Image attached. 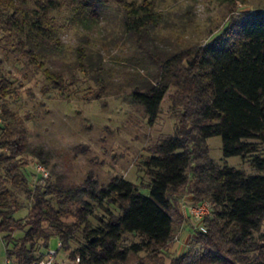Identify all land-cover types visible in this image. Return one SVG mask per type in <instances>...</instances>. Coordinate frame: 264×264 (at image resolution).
<instances>
[{
    "label": "trees",
    "instance_id": "1",
    "mask_svg": "<svg viewBox=\"0 0 264 264\" xmlns=\"http://www.w3.org/2000/svg\"><path fill=\"white\" fill-rule=\"evenodd\" d=\"M108 16L119 18L121 35L132 46L123 58L127 65L120 64L132 68L125 80L130 102L143 108L151 124L163 101H171L179 115L175 134L155 145L141 164L147 194L121 177L83 189L93 203L47 180L32 188L26 155L45 164L48 154L30 146L26 127L5 102L12 82L0 68V241L6 260H43L37 244L47 249L52 237L68 251L80 233L83 242L69 254L75 264H264V174H259L264 173V8L233 19L204 45L170 51L155 36L166 19L146 0H0L1 49L20 52L63 90V75L46 61L66 54L64 30L83 31L73 68L98 85L99 99L119 72L102 49H90V34ZM211 137H220L224 158L249 157L256 174L217 165L206 143ZM12 189L23 193L28 207ZM187 195L191 204L210 203L211 213L204 232L193 228L192 246L167 263L165 251L185 223L179 203ZM22 209L26 217L16 219ZM68 215L71 224L62 221ZM16 230L23 233L20 239L13 237Z\"/></svg>",
    "mask_w": 264,
    "mask_h": 264
},
{
    "label": "rangeland",
    "instance_id": "2",
    "mask_svg": "<svg viewBox=\"0 0 264 264\" xmlns=\"http://www.w3.org/2000/svg\"><path fill=\"white\" fill-rule=\"evenodd\" d=\"M127 1L140 3L143 0ZM146 1L152 2L156 11L166 19V23L156 30L155 36L157 45L170 51L204 45L218 37L233 19H241L244 13L264 8V0H233V3L221 0ZM116 12L112 9L110 14ZM64 16L65 13L58 23H63ZM83 34V31L72 27L64 30L62 38L67 45L66 54L46 61L48 67L63 75V90L49 84L41 70L29 63L20 52L2 50L0 45V57L3 59L0 68L12 82L11 93L5 102L26 127L30 146H42L45 154H48L45 164L32 155H26L30 186H44L47 180L50 185L61 186L82 201L93 203L82 192L83 189L89 184L98 189L112 178L121 177L138 185L140 191L147 194L145 187L148 178L141 170V164L151 155L155 145L175 134L179 115L173 109L172 102L166 99L158 116L150 124L143 108L130 102L128 95L131 88L125 86V80L132 68L127 66L124 69L120 64L127 65L123 58L132 53V46L121 35L119 18L109 17L90 34V49L93 52L102 49L108 64L115 63L114 68L119 71L113 76L114 84L104 90L99 99L95 98L100 91L98 85L88 75L73 68V50ZM206 143L209 156L217 165L233 167L248 175L256 174L250 166L249 157L222 156L220 137L208 138ZM39 164L49 173L45 179H41L37 172ZM12 191L19 203L29 206L22 192ZM190 197L187 195L179 203L183 215L188 214L185 207L192 203ZM97 214L99 217L103 215L101 210ZM26 215L27 210L22 209L14 216L23 219ZM184 219L186 225L183 230L191 233L188 226H194ZM62 221L71 224L74 218L68 215ZM89 221L92 227L97 226L95 219ZM22 235L21 231L13 232L15 239H20ZM178 236L165 251L167 263L192 246L191 237L181 247L174 246ZM82 242V235L76 233L68 251L59 249L57 237L50 239L47 249L42 247L41 241L38 242L37 249L43 255L49 250L57 251L54 264H75L69 254ZM5 249L6 246L0 241V264H6Z\"/></svg>",
    "mask_w": 264,
    "mask_h": 264
},
{
    "label": "built area",
    "instance_id": "3",
    "mask_svg": "<svg viewBox=\"0 0 264 264\" xmlns=\"http://www.w3.org/2000/svg\"><path fill=\"white\" fill-rule=\"evenodd\" d=\"M1 113V111H0ZM1 122V118H0ZM37 172L41 176V179H45L48 177L49 173L48 171L42 166L38 165L36 167ZM188 211V216L192 222V225L194 226L195 230L198 231H205L204 228V219L205 217L209 216L211 213V206L208 202H202L198 204H190L185 207ZM60 244L58 243V247ZM57 255V251H48L45 255V258L43 260L34 262L32 264H54L55 257ZM6 264H10L8 261H6Z\"/></svg>",
    "mask_w": 264,
    "mask_h": 264
},
{
    "label": "crops",
    "instance_id": "4",
    "mask_svg": "<svg viewBox=\"0 0 264 264\" xmlns=\"http://www.w3.org/2000/svg\"><path fill=\"white\" fill-rule=\"evenodd\" d=\"M191 198V197H190ZM189 198V199H190ZM187 212V211H186ZM184 217L188 220V223L187 224H192L191 223V220H190V218H189V216H188V214L186 213H184ZM185 223H186V221H185ZM183 224L182 225V228H181V230H180V232L178 233V240H177V242H175L174 243V246H177V247H181V245H183V243H184V241L188 238V237H191L192 238V236H193V227L192 228H190L189 226H188V229L190 230H192L191 231V233H186L183 229H184V227H185V225L186 224ZM186 231H187V229H186ZM177 239V238H176ZM183 253V252H182ZM181 253V254H182ZM180 255V254H179Z\"/></svg>",
    "mask_w": 264,
    "mask_h": 264
},
{
    "label": "clouds",
    "instance_id": "5",
    "mask_svg": "<svg viewBox=\"0 0 264 264\" xmlns=\"http://www.w3.org/2000/svg\"><path fill=\"white\" fill-rule=\"evenodd\" d=\"M29 130H31V129H29Z\"/></svg>",
    "mask_w": 264,
    "mask_h": 264
}]
</instances>
